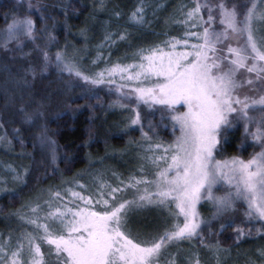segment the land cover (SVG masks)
Here are the masks:
<instances>
[{"label": "rangeland", "instance_id": "rangeland-1", "mask_svg": "<svg viewBox=\"0 0 264 264\" xmlns=\"http://www.w3.org/2000/svg\"><path fill=\"white\" fill-rule=\"evenodd\" d=\"M74 1L0 0V3L9 4L5 22L0 26V138H3L0 139V264H12L13 259L17 264H32L33 259H40L41 264H52V257L49 256L51 246L42 239L44 232L38 225L46 224L50 231L58 229L59 222L48 215L57 207L61 211L65 210V206H87L99 210L102 205L95 201L101 192L105 193V199L110 204L136 199L144 194L146 188L155 192V184L151 181L160 168L166 167L164 160L153 162L155 157L164 155L163 147L156 148L155 145L167 146L174 141L175 135H179V131L177 128L174 134L171 120L167 117L161 119L163 105L149 107L136 99L134 89L151 86L156 78L145 80L141 77L137 80L128 79V76H135L141 71L139 65L147 64L142 57L149 55L157 46L168 52L172 51L171 44L175 40H188L187 45L176 44L175 51L180 52L191 51L193 44L202 43L197 36L186 35L187 32L202 33L208 26L205 23L208 20L206 7L188 18V12L198 2L212 6L217 18L211 22V30L219 32L223 28L218 19L219 9L215 7L221 0H79L86 9L80 15L81 24L77 27L73 26L72 17L77 18L80 10L76 9ZM223 2L228 7L235 4L237 11L243 13L251 6L252 0ZM29 3L35 7L29 9ZM257 6L258 10L264 7V0H257ZM137 9L141 10L137 13L141 17L139 20L133 18ZM24 16L34 21V38L21 35L19 43L10 41L5 46L7 24L14 17ZM253 27L258 46H264V21H254ZM246 39L245 34L225 41V44L243 46ZM44 52L48 53L50 62L47 71L41 72L40 68L45 63ZM58 52L84 75L95 78L98 73L104 72L106 82L93 85L74 74L61 71L55 63ZM128 57L131 63L119 62ZM117 65L127 67V72L116 71L108 75L106 70ZM30 69L36 70L34 77ZM240 72L245 81L252 79L255 88L260 89L261 82L256 79L255 72L249 73L246 69ZM108 80L114 82L107 83ZM252 87L245 83L244 90L249 95L258 96V91H252ZM97 98L104 106L98 125L103 135L101 139L94 121L97 115L94 116L91 108V101ZM85 110L92 111L94 134L86 145L84 162L66 171L60 166L63 154L50 131V123L62 114L77 115ZM137 112L140 123L133 125L131 119ZM26 114L32 119H27ZM249 114L259 121L261 106L250 108ZM257 127L256 123L250 124L249 131L255 133ZM237 129L244 131L243 121L228 129L226 140H221L219 151L215 153L217 159L233 157L224 153V145L232 141L229 136ZM143 133H147V137ZM112 138H121L123 142L110 141ZM95 142H102L104 146L91 147ZM243 147L246 151L236 156L248 160L261 151V140H254L244 131ZM132 177L146 182L131 187L129 181ZM110 188L120 189L114 194L115 200L107 195ZM222 190L218 185L213 192L221 194ZM73 192L91 197L93 203L85 205L72 195ZM9 197L17 200L14 202L12 199L6 211L2 205ZM207 201L202 199L196 206L201 225L199 235L191 239L211 249L205 251L206 264H212L214 251L220 250V235L227 228L231 227L235 236V226L244 228L246 233L251 229V234L236 239L238 242L264 235V221H249L244 216L246 204L243 202L235 212L214 218L215 208L209 201L213 210L211 216L205 218L201 205ZM152 213H158L157 221L151 218ZM172 218L175 223L183 222V216L177 220L167 208L146 205L128 213V228L135 234L132 225L142 230L143 222L148 219L169 223ZM31 220L37 223L33 224ZM221 223L225 224L223 229L220 228ZM28 234L35 237L33 245L39 244L42 256H36L34 247L26 238ZM13 252H17L16 257H13Z\"/></svg>", "mask_w": 264, "mask_h": 264}, {"label": "snow or ice", "instance_id": "snow-or-ice-1", "mask_svg": "<svg viewBox=\"0 0 264 264\" xmlns=\"http://www.w3.org/2000/svg\"><path fill=\"white\" fill-rule=\"evenodd\" d=\"M28 7L31 9L35 5L29 3ZM202 7L208 9V20L205 21L208 26L204 27L202 33H186L187 36H197L202 43L193 44L191 51L177 52L176 44L187 45L188 40L173 38L172 51L165 52L157 46L149 55L142 57L147 64L139 65L141 71L135 76H128V79L137 80L141 77L145 80L156 78L151 86L134 89L136 99L149 107L163 105L164 108L160 109L161 119L167 117L171 120L174 134L177 128L179 131V135H175L174 141L167 146L155 145L156 148L163 147L164 155L155 157L153 162L164 160L166 163V167L160 168L156 178L151 181L155 184V192H149L146 188L144 194L136 199L112 204L101 192L95 201L102 205L99 210L87 206H65L64 211L57 207L49 212L48 215L59 222L58 229L50 231L46 224H39L38 227L43 229L42 239L51 246L49 256L52 257V264H158L157 258L162 248L199 235L201 220L196 206L202 199L213 204L214 218L235 212L243 202L246 204L244 216L249 221H264V63H257L264 62V46H258L253 27L254 21H264V7L258 10L257 0H252L251 6L241 13L235 4L228 7L221 0L215 5L223 26L219 32L211 30V22L217 17L210 5L198 2L188 12V18L199 13ZM140 11L137 9L133 13L134 19H141L137 15ZM34 27V21L29 16L14 17L7 24L5 46L10 41L19 43L21 35L34 38ZM245 34L247 39L243 46L225 44V41L238 39ZM44 61L41 72L47 71L50 62L47 52H44ZM55 63L61 71L74 74L93 85L106 82L104 72L98 73L95 78L84 75L59 52ZM241 69L256 73V79L261 82L259 90L252 79L245 81L242 78ZM30 70L34 77L36 70ZM106 71L112 75L116 71L127 72V67L117 65ZM245 83L253 86L251 90L258 91V96L249 95L244 90ZM256 105L261 106L259 121L249 114V109ZM26 118L32 119L28 114ZM240 121H243L247 135L261 140V151L248 160L238 156L217 159L215 153L219 151L221 140H226L228 129ZM139 123L140 114L137 112L131 124ZM253 123L258 124L255 133L249 131V125ZM143 135L147 137V133ZM143 182L146 181L132 177L129 185L136 187ZM218 185L223 189L221 194L213 192ZM118 191L119 188H110L107 195L115 200L114 194ZM54 195L59 196V193ZM72 195L85 205L93 203L91 197L86 198L76 192ZM146 205L167 208L177 220L183 216V222L174 223L171 228L150 239H140L128 228V213ZM30 222L37 223L36 220ZM224 227L225 224L221 223L220 228ZM234 231L237 240L251 234V229L246 233L239 226H235ZM26 238L29 245L34 247L36 256H42L39 244L33 245L35 237L28 234ZM17 252L12 253L13 257L17 256ZM260 255L264 257V250ZM12 264H17V261L13 259ZM32 264H41V260L33 259Z\"/></svg>", "mask_w": 264, "mask_h": 264}, {"label": "trees", "instance_id": "trees-1", "mask_svg": "<svg viewBox=\"0 0 264 264\" xmlns=\"http://www.w3.org/2000/svg\"><path fill=\"white\" fill-rule=\"evenodd\" d=\"M73 4L76 9L80 10V14L77 18L72 17L73 26L77 27L81 24L80 15L86 8L81 6L79 0H75ZM8 10V2L0 3V26L4 24L5 15ZM134 56L130 57L135 58ZM130 57L119 62L121 64L131 63L129 62ZM91 103V108H93L95 112L94 116L97 115L94 121L96 122V127H98V138L101 139L103 135L99 131V126L104 106H101L102 103H100L98 98L92 100ZM91 112L90 110H85L77 115L71 113L62 114L50 123V131L57 140L59 149L63 154L60 166L66 171L84 162L88 148L86 145L94 134L95 122H93V114ZM229 137L232 141L224 145V153L228 156H236L246 151V148L243 147L244 131L242 129H237V131L232 132ZM110 141L123 142L121 138H112ZM103 146L104 144L102 142H95L91 145L93 148ZM12 199L14 198L9 197L3 201L4 204L2 206H4L6 211L10 208ZM16 200L17 199H14V202ZM212 210V205L209 201L201 205V211L205 218L211 216ZM157 216L158 213L151 214V218L153 219L157 218ZM155 220L157 221V219ZM156 221H151V219L144 221L142 224L143 226H141L142 230L140 228H134L132 225L136 234L133 235L140 239H150L162 234L166 228H171L175 223L173 218L172 221H168L169 223L161 221L157 223ZM133 223H135V221H133ZM139 230L140 232H138ZM206 250L211 249L203 246L196 240L172 242L162 250L158 257V264H197V262L198 264H206L204 257ZM262 250H264V235L246 238L242 242H238L235 233L232 231V228L229 227L220 235V250L214 251L212 264H264V259L259 254Z\"/></svg>", "mask_w": 264, "mask_h": 264}]
</instances>
